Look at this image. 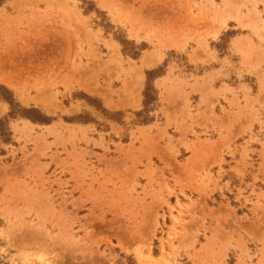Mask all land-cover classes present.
Instances as JSON below:
<instances>
[{"label":"rangeland","instance_id":"obj_1","mask_svg":"<svg viewBox=\"0 0 264 264\" xmlns=\"http://www.w3.org/2000/svg\"><path fill=\"white\" fill-rule=\"evenodd\" d=\"M0 118V264H264V0H0Z\"/></svg>","mask_w":264,"mask_h":264},{"label":"crops","instance_id":"obj_2","mask_svg":"<svg viewBox=\"0 0 264 264\" xmlns=\"http://www.w3.org/2000/svg\"><path fill=\"white\" fill-rule=\"evenodd\" d=\"M241 84L237 83L235 88H239ZM239 96H242V93H239ZM229 98V96H227ZM198 133H202L200 130H196ZM233 144H231L230 147H232ZM240 151V147H237V152L239 153ZM223 153V159L222 162H217V163H213L210 168H208V172L211 173V177L212 180L215 181V187L213 192L210 195V200H213L214 203L210 204L207 202V199H204V204L205 206L208 207V209L212 210V216L213 219L209 222V227L211 229V231H208L205 233V235L207 237H212L214 239H218L220 240V242H218V244L220 245L221 242H230V244H234L237 240H243L246 235L244 233H246L248 227H246V229L243 230H239L238 233H236V231L231 232V230L227 227L224 228L223 231H220L218 229V226L221 224V222L223 221V215H225V213L227 212V206H229L230 208L235 209V215L242 218L243 215H251L248 217L253 218L254 216L252 215V212L246 213V212H242V213H238V209L240 208L243 211V208L246 209H250L253 210V205H251L253 202H255V196H251L250 195V190H248V186H246V182L242 179L244 177V174L246 173V170L248 169L247 166L251 164V162L249 160H246V163L244 165H241V163L238 165L237 162L240 161V157H230V154L223 149L222 150ZM191 156V155H189ZM209 162V161H208ZM207 162V164H208ZM253 166L258 170L259 172V166L261 164L260 160H256L253 161ZM238 168H243V174H238L236 173V171H234V167ZM243 166V167H240ZM221 170V171H220ZM248 171V170H247ZM253 174H255L253 172ZM241 175V176H240ZM245 186H244V185ZM239 190H242V198H240L238 201L237 206H232L231 205V201H235L238 198L239 195ZM232 194V199H229V196ZM215 195L217 197V199L215 198ZM212 197V199H211ZM227 198V199H225ZM248 199L250 204H246L244 203L245 200ZM257 215H261L259 212H257ZM263 225H264V221H262ZM237 230V229H236ZM251 234H253L254 236L259 234L258 232V224H255L251 229ZM264 232V229H263ZM212 235V236H211ZM241 237V238H240Z\"/></svg>","mask_w":264,"mask_h":264},{"label":"trees","instance_id":"obj_3","mask_svg":"<svg viewBox=\"0 0 264 264\" xmlns=\"http://www.w3.org/2000/svg\"><path fill=\"white\" fill-rule=\"evenodd\" d=\"M25 117L29 118L32 121H45L47 119V117L42 115V114H38L37 116H27L26 115ZM2 125L3 126L5 125V119L4 118H0V126H2ZM5 130H6V133L10 132L8 127H6V125H5Z\"/></svg>","mask_w":264,"mask_h":264},{"label":"bare ground","instance_id":"obj_4","mask_svg":"<svg viewBox=\"0 0 264 264\" xmlns=\"http://www.w3.org/2000/svg\"><path fill=\"white\" fill-rule=\"evenodd\" d=\"M160 58H152V56H148V57H144V59H143V61H142V64L144 65V66H148V65H150V66H154L155 64H156V62L159 60ZM124 248H125V246H124ZM126 250H128V248H125Z\"/></svg>","mask_w":264,"mask_h":264}]
</instances>
